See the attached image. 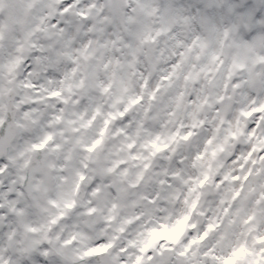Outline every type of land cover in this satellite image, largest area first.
<instances>
[{
	"label": "clouds",
	"instance_id": "1",
	"mask_svg": "<svg viewBox=\"0 0 264 264\" xmlns=\"http://www.w3.org/2000/svg\"><path fill=\"white\" fill-rule=\"evenodd\" d=\"M0 264H264V0H0Z\"/></svg>",
	"mask_w": 264,
	"mask_h": 264
}]
</instances>
